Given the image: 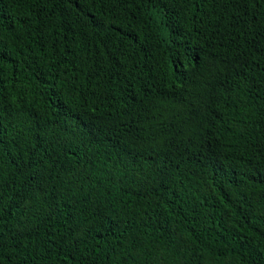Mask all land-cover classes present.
<instances>
[{
	"label": "trees",
	"instance_id": "1",
	"mask_svg": "<svg viewBox=\"0 0 264 264\" xmlns=\"http://www.w3.org/2000/svg\"><path fill=\"white\" fill-rule=\"evenodd\" d=\"M0 264H264V0H0Z\"/></svg>",
	"mask_w": 264,
	"mask_h": 264
}]
</instances>
